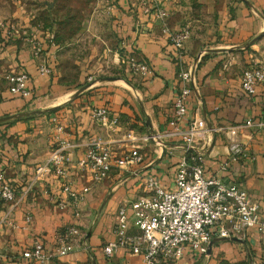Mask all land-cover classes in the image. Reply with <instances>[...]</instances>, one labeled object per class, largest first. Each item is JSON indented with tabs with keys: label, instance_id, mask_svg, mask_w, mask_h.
<instances>
[{
	"label": "crops",
	"instance_id": "1",
	"mask_svg": "<svg viewBox=\"0 0 264 264\" xmlns=\"http://www.w3.org/2000/svg\"><path fill=\"white\" fill-rule=\"evenodd\" d=\"M198 1L200 8L193 6L192 0H114L113 5L107 6L113 14L110 27L116 36L114 43L102 45L99 41L100 38L104 42L102 30L89 27L88 47L82 56L78 50L84 44L81 37L86 34L81 35L78 27H72L68 33L61 27L56 34L58 40L51 43L54 29L33 28L26 23L19 37L0 52L11 68L29 72L32 89V96L27 97L0 85V116L11 115L0 119L2 166L17 190L31 182L18 205L10 208L8 202L0 200V251L7 252L0 255V264H51L59 260L76 264L87 259L92 264L140 263L141 254L123 247L107 257L102 245L113 236L115 208L123 199H131L143 190L142 180L147 173L156 174L165 184L173 183L183 154L180 139L176 136L159 137L158 141L140 139V161L123 167L114 164L107 176L91 185L77 205L69 200L62 207L57 201L66 200L67 195L60 188L49 155L58 144L57 135L76 142V146L70 147L68 171L73 186H80L87 181V175L75 161L87 144L106 142L120 155L130 143L126 138L129 130L148 133L165 129L172 101L181 85L178 77L181 60L185 64L197 60L187 116L198 113L205 118L207 128L199 133L197 142L204 144L206 173L217 172L227 180H240L264 209V125L252 123L239 128L240 138L250 153L231 161L226 169L218 166L227 152V135L224 129L216 128L247 119L256 121L262 116L264 83L254 93H248L241 88L240 78L244 67L254 59H264V0ZM160 7L168 10L165 20L170 27L189 25L190 34L182 53L174 50L162 29L163 18L157 15ZM214 9L215 21L203 17ZM34 32L42 43L43 53H47L51 73L38 70L41 58L34 54L30 40ZM131 52L148 61L151 70L144 74L131 71L127 66ZM115 62L122 65L120 74L113 77L99 74L115 66ZM95 103H106L119 114L115 129L91 118L90 106ZM36 108L42 111L23 113ZM51 113L59 115L64 124L62 131L55 129L49 118ZM27 212L32 215L30 220H26ZM68 222L77 223L85 232L86 248L76 246L39 263L22 256V247L37 236L51 250L55 232ZM263 258L264 245L256 231L249 229L240 239L215 238L204 250H195L191 256L184 253L176 261L160 264H233L245 260L253 264Z\"/></svg>",
	"mask_w": 264,
	"mask_h": 264
},
{
	"label": "built area",
	"instance_id": "2",
	"mask_svg": "<svg viewBox=\"0 0 264 264\" xmlns=\"http://www.w3.org/2000/svg\"><path fill=\"white\" fill-rule=\"evenodd\" d=\"M166 7H160L157 15L163 18L162 29L174 50L182 53L185 40L190 34L187 23L172 28L165 17ZM51 43H55L50 38ZM33 50L40 56L38 70L51 73L47 53H43L39 39L33 40ZM181 58V56L179 55ZM178 77L181 85L172 101L168 126L160 132L139 133L129 130L126 138L129 145L120 154L114 153L106 142L94 141L87 144L81 155L76 157V165L87 175V181L80 186H73L69 176L70 147L76 146L63 135H57L58 144L51 150L49 162L55 175L59 178L60 188L66 193V200L57 201L64 206L69 200L77 205L81 197L93 183L108 175L114 164L123 167L142 159L139 150L140 139L176 136L183 146V154L178 160L173 183L165 184L154 173H147L143 180V190L135 197L125 198L117 205L113 215V236L102 245L107 257L119 247L131 253L141 254L139 264H160L164 261H176L186 251L206 249L215 236L237 235L244 237L253 227L264 245V209L260 202L252 197L240 180H227L217 172L206 173L204 144L197 142L199 133L207 128L205 118L198 113L187 116L188 95L195 84L197 60L184 63L181 60ZM127 66L133 72L147 73L151 70L148 61L131 52L127 56ZM8 89L22 96L31 95L29 72L22 68H9L5 72ZM264 83V59H254L242 70L240 86L248 93H254L259 84ZM90 116L108 129H115L119 124V114L106 103H95L90 106ZM57 131L64 129L59 115L51 113L50 117ZM254 123L264 125L262 116L254 121L231 122L224 126L227 135V152L219 161V169H226L231 161L247 156L249 148L239 135L242 125ZM200 139V138H199ZM164 142V141H162ZM3 152L0 148V200L9 203V207L18 205L31 186V182L17 190L9 180L2 166ZM77 212V211H76ZM26 220L32 215L27 212ZM76 246L87 247L85 232L77 223L68 222L61 226L54 235L51 250L45 247L41 236L22 247L21 254L30 262L48 259L52 254L61 255L73 250ZM3 252L0 251V255Z\"/></svg>",
	"mask_w": 264,
	"mask_h": 264
},
{
	"label": "rangeland",
	"instance_id": "3",
	"mask_svg": "<svg viewBox=\"0 0 264 264\" xmlns=\"http://www.w3.org/2000/svg\"><path fill=\"white\" fill-rule=\"evenodd\" d=\"M113 1L114 0H0V52L6 49L7 44L12 39L19 37L18 35L21 33V28L25 23L33 28L43 29L48 27L54 29L55 35L53 34L51 37L54 42H56L55 40L57 39V31L61 27L63 28L64 33L71 32L72 27H78L81 31V35L86 34V36L81 37V42H84V44L82 43L81 49L78 50L79 56L84 55L88 47L87 36L91 34L88 33V29L90 28L93 30H102L104 42L99 38L102 45H105V43H114L116 36H114V31L110 27L113 14L107 10L108 5H113V3H115ZM224 1L227 3L231 0ZM192 5L195 7L198 5V8H200V2L198 0H192ZM215 16V9L211 11V14L203 15L207 20L211 21H215ZM8 30H10V32ZM5 31L8 33V36ZM35 34H30V40L32 42L33 40L39 39L37 34ZM117 58L119 59L118 56ZM120 60L122 61L121 57L119 61ZM115 63V66H112L111 68L109 67V69H104L103 71L101 70L99 74L105 73L106 75H111L110 77L120 74L122 65L117 62ZM9 68L11 67L5 62V57L0 54V85L4 84L8 86L5 72ZM250 229L255 230L253 227ZM256 233L258 234L257 231ZM194 251H186L185 254L191 256ZM2 252L4 255L7 253L5 249ZM2 259L6 260V258ZM61 262V260L58 262L53 261L51 264H64ZM252 262L253 261H251V264ZM76 264H92V262L87 259L81 260ZM253 264H264V258Z\"/></svg>",
	"mask_w": 264,
	"mask_h": 264
},
{
	"label": "water",
	"instance_id": "4",
	"mask_svg": "<svg viewBox=\"0 0 264 264\" xmlns=\"http://www.w3.org/2000/svg\"><path fill=\"white\" fill-rule=\"evenodd\" d=\"M41 111H42V109L36 108V109L25 110L23 113H24V114H31V113L41 112ZM10 116H11L10 114L2 115V116H0V119L9 118ZM215 238H232V239H240L241 237H239V236H237V235L215 236V237H213V238L210 240L209 245L214 241Z\"/></svg>",
	"mask_w": 264,
	"mask_h": 264
},
{
	"label": "trees",
	"instance_id": "5",
	"mask_svg": "<svg viewBox=\"0 0 264 264\" xmlns=\"http://www.w3.org/2000/svg\"><path fill=\"white\" fill-rule=\"evenodd\" d=\"M32 95H29V96H27V97H31ZM56 107H54L53 109H51V110H54ZM233 264H250V263H248V261H236V262H234Z\"/></svg>",
	"mask_w": 264,
	"mask_h": 264
}]
</instances>
